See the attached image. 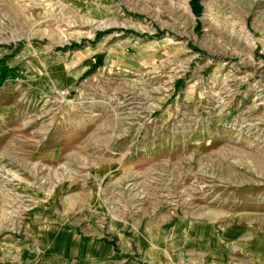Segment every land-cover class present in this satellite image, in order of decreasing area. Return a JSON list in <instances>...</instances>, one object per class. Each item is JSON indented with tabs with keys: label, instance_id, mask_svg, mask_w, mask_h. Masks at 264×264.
Masks as SVG:
<instances>
[{
	"label": "rangeland",
	"instance_id": "rangeland-1",
	"mask_svg": "<svg viewBox=\"0 0 264 264\" xmlns=\"http://www.w3.org/2000/svg\"><path fill=\"white\" fill-rule=\"evenodd\" d=\"M193 1L0 0V264H186L178 219L264 243V0Z\"/></svg>",
	"mask_w": 264,
	"mask_h": 264
},
{
	"label": "crops",
	"instance_id": "crops-1",
	"mask_svg": "<svg viewBox=\"0 0 264 264\" xmlns=\"http://www.w3.org/2000/svg\"><path fill=\"white\" fill-rule=\"evenodd\" d=\"M90 191L80 193L78 197H90L95 200L97 194L94 195L93 192ZM66 203L65 200H62V204H67L71 207H75L73 205V198L68 199ZM87 204V203H86ZM88 208H84L82 212H95L93 209V204H87ZM45 208V207H44ZM33 212H47L43 211H33ZM98 212V211H97ZM198 222H192L189 220L178 219L177 221H173V232H172V244L170 247H173V250H177V252L173 253V255L177 256L184 255L183 261H187L186 264H194V260L196 254L202 257L201 264H264V243L260 241V238L256 239L255 236H245L243 230L240 232L233 230H229L228 228L221 229L220 231L215 228V225L212 221L203 222L197 224ZM52 226H43L39 231L48 232L53 231ZM95 227H93V230ZM160 226L158 228V233H156V240H151L148 242L150 248H158L160 233ZM62 234L60 235L59 240L63 242L64 239L67 242L69 240L66 235L65 229L59 227L58 229ZM64 231V232H63ZM235 233V234H234ZM233 234V235H232ZM76 239V249L70 245L66 248L62 249L63 246L55 247L57 252L52 253V255L59 256L61 259L66 253L68 254V250L74 248L79 251L81 255H91L90 258L98 260L101 256V253L106 249L104 242H96V244L90 245L94 241L84 240L85 238H74ZM196 240V241H195ZM48 244V242H47ZM93 246V247H92ZM177 246V247H176ZM51 247V246H50ZM92 247L93 250L88 249ZM6 251L12 252L11 255L14 259L21 258V252L24 250L19 249L18 247L13 246L11 248L6 247ZM15 249V250H14ZM51 256V254H49ZM6 256V255H5ZM65 257V256H64ZM4 256L1 257L3 261ZM24 259V258H21ZM183 263V262H182Z\"/></svg>",
	"mask_w": 264,
	"mask_h": 264
},
{
	"label": "trees",
	"instance_id": "trees-1",
	"mask_svg": "<svg viewBox=\"0 0 264 264\" xmlns=\"http://www.w3.org/2000/svg\"><path fill=\"white\" fill-rule=\"evenodd\" d=\"M193 10L195 12H198L199 10V4H198V0H194L193 1ZM9 70H7V68L3 65H0V83L2 82V80H4L6 78V76L8 75Z\"/></svg>",
	"mask_w": 264,
	"mask_h": 264
}]
</instances>
